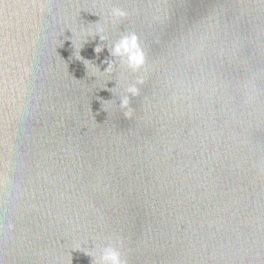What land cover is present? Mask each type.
<instances>
[{"label":"water","instance_id":"1","mask_svg":"<svg viewBox=\"0 0 264 264\" xmlns=\"http://www.w3.org/2000/svg\"><path fill=\"white\" fill-rule=\"evenodd\" d=\"M125 32L139 71L110 55ZM109 246L127 264H264V0H0V264H97Z\"/></svg>","mask_w":264,"mask_h":264},{"label":"clouds","instance_id":"2","mask_svg":"<svg viewBox=\"0 0 264 264\" xmlns=\"http://www.w3.org/2000/svg\"><path fill=\"white\" fill-rule=\"evenodd\" d=\"M111 17L113 20H123L127 17L128 13L120 8H114L111 11ZM99 36L101 42L107 40L104 28H98L91 37L95 38ZM104 50L102 44H99L95 49L96 54H100ZM110 55L119 60L121 63L127 66L128 69L132 71H139L145 65V54L140 46L139 38L134 32H125L122 34L115 43L109 48ZM115 60L107 63V68L104 70L103 74H111ZM87 63V62H86ZM95 72H100V69L92 65ZM145 81L143 78L137 79L135 83L128 85L125 89V94L120 97V109L124 111V115L127 118L133 116V110L130 107V97H137L140 95L141 87L144 85ZM243 94L247 96V101H253L254 97L248 95V83L246 80H242L239 85ZM14 225H9V230H13ZM123 245V241L119 239L118 241ZM97 264H127L125 260L122 259L121 253L115 247H105L102 250L99 261Z\"/></svg>","mask_w":264,"mask_h":264}]
</instances>
